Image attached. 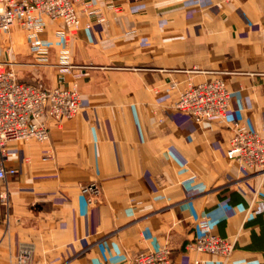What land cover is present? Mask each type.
<instances>
[{
	"label": "crops",
	"instance_id": "0c3cea01",
	"mask_svg": "<svg viewBox=\"0 0 264 264\" xmlns=\"http://www.w3.org/2000/svg\"><path fill=\"white\" fill-rule=\"evenodd\" d=\"M95 2L106 22L66 44L63 23L43 17L44 56L14 25L0 39V59L31 58L19 80L81 98L48 140L0 149L15 169L0 179V264H17L22 244L31 264H127L163 246L170 264H264V171L226 155L237 125L264 139V0ZM216 77L231 96L224 122L173 107L181 89ZM204 225L233 242L229 257L186 249Z\"/></svg>",
	"mask_w": 264,
	"mask_h": 264
},
{
	"label": "built area",
	"instance_id": "2783aa9c",
	"mask_svg": "<svg viewBox=\"0 0 264 264\" xmlns=\"http://www.w3.org/2000/svg\"><path fill=\"white\" fill-rule=\"evenodd\" d=\"M114 12L121 7L111 6ZM80 14L85 16L82 21ZM43 17L63 23L65 30L59 35L66 41L80 28H88L92 21L106 22L101 8L95 0H0V39L10 27L19 24L25 32L29 51L44 56L48 47L41 41L39 32ZM10 50L6 46V51ZM65 51V50H64ZM230 92L222 78L190 84L181 89L173 103L178 111L196 122L213 120L222 123L230 105ZM80 94L75 87H47L41 82L29 83L19 80L12 68V61L0 59V149L8 141L35 139L43 142L49 138L50 122L60 124L73 117L80 107ZM228 158L243 169L264 171V139L256 131L236 126L226 149ZM15 172L0 164V179ZM87 202L98 195L99 188L90 183L82 187ZM4 196V195H3ZM5 197V196H4ZM234 248L227 237L213 232L207 225L186 244V249L197 253L229 257ZM33 248L22 244L16 254L17 264H31ZM170 250L163 246L138 252L127 264H170ZM192 264H203L195 258Z\"/></svg>",
	"mask_w": 264,
	"mask_h": 264
},
{
	"label": "rangeland",
	"instance_id": "374dc122",
	"mask_svg": "<svg viewBox=\"0 0 264 264\" xmlns=\"http://www.w3.org/2000/svg\"><path fill=\"white\" fill-rule=\"evenodd\" d=\"M13 27H17L19 30H22V28L20 27L19 24H14ZM0 49H1V46H0ZM9 53H10L9 59L12 61V68L15 71L16 75H17V73L19 76L21 74H24V72H22V69H26L25 68L26 65L31 64L29 62L31 58L29 56L28 57L26 56V58L23 61H20L21 59H20V57H18V56H20V54H16L14 49H11ZM21 64H23V65H21Z\"/></svg>",
	"mask_w": 264,
	"mask_h": 264
}]
</instances>
